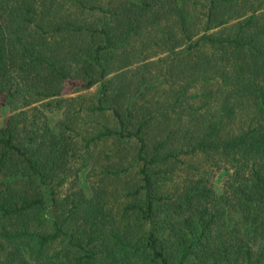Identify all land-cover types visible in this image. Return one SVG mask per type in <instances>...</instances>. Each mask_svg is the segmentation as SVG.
Returning <instances> with one entry per match:
<instances>
[{
	"label": "trees",
	"instance_id": "obj_1",
	"mask_svg": "<svg viewBox=\"0 0 264 264\" xmlns=\"http://www.w3.org/2000/svg\"><path fill=\"white\" fill-rule=\"evenodd\" d=\"M0 264H264V0H0Z\"/></svg>",
	"mask_w": 264,
	"mask_h": 264
},
{
	"label": "rangeland",
	"instance_id": "obj_2",
	"mask_svg": "<svg viewBox=\"0 0 264 264\" xmlns=\"http://www.w3.org/2000/svg\"><path fill=\"white\" fill-rule=\"evenodd\" d=\"M94 91H95V87H92V88L88 91V93H93ZM65 92L71 93V92H70V89H66V88H65ZM72 94H74V93H72ZM98 119H99V117H98ZM92 121H93V120H92ZM228 172H229V170H226V169H221V170L217 171V173H216V175H215V177H214V182H215V184H216L218 187H220L221 182H222V179L224 178V176H225Z\"/></svg>",
	"mask_w": 264,
	"mask_h": 264
}]
</instances>
